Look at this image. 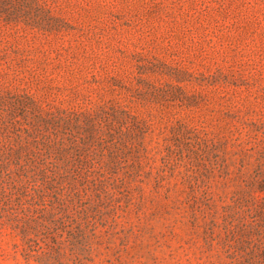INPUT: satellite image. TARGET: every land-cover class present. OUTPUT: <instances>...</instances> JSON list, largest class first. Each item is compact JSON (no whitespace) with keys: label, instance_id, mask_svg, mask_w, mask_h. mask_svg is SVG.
Returning <instances> with one entry per match:
<instances>
[{"label":"rangeland","instance_id":"374dc122","mask_svg":"<svg viewBox=\"0 0 264 264\" xmlns=\"http://www.w3.org/2000/svg\"><path fill=\"white\" fill-rule=\"evenodd\" d=\"M11 97L0 264H264V0H0ZM36 128L93 210L78 240L9 189Z\"/></svg>","mask_w":264,"mask_h":264},{"label":"trees","instance_id":"16d2710c","mask_svg":"<svg viewBox=\"0 0 264 264\" xmlns=\"http://www.w3.org/2000/svg\"><path fill=\"white\" fill-rule=\"evenodd\" d=\"M5 102L7 103L5 104ZM18 103V99L12 97L7 100L1 99L0 107L5 106L7 111L9 107L18 106ZM11 115V120L15 119L14 111L11 112ZM18 129L24 130L22 126ZM25 131L27 139H29L27 143L31 147V158L35 159L39 172L35 173L34 168L31 166L33 162L31 159H27V162L22 163L20 157H18L15 164L19 165V175L16 180L10 182L11 187L9 189L17 194L19 201H23L21 205H27L29 207L28 211L38 214L39 224L34 226L36 231L39 229V231L42 230L44 233L53 235L60 229L74 226L68 233L72 239L78 240L83 233L82 225L91 223L89 219L92 217L91 212L93 210L86 206L87 202L79 203L80 193L74 191L70 183L67 184V187L63 186L71 175L65 167H60L55 159L50 158V147L47 143L50 138L49 130L36 128L35 131ZM17 150V153L21 154L26 148L21 144L17 147ZM4 170L3 167L0 170V175L6 173L5 175L11 178V174ZM28 188L31 191H28ZM6 190L5 185L0 182V192L4 194ZM66 190L68 193L63 194ZM72 193L73 195L70 196ZM48 206H51V208L47 209ZM23 212H25L24 208ZM27 223L29 224L31 221L27 220Z\"/></svg>","mask_w":264,"mask_h":264}]
</instances>
